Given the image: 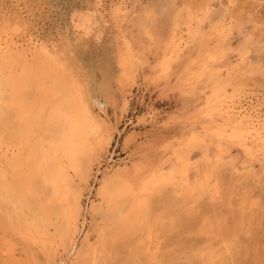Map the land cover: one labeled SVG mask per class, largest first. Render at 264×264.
Masks as SVG:
<instances>
[{"label":"rangeland","instance_id":"rangeland-1","mask_svg":"<svg viewBox=\"0 0 264 264\" xmlns=\"http://www.w3.org/2000/svg\"><path fill=\"white\" fill-rule=\"evenodd\" d=\"M0 264H264V0H0Z\"/></svg>","mask_w":264,"mask_h":264},{"label":"bare ground","instance_id":"bare-ground-1","mask_svg":"<svg viewBox=\"0 0 264 264\" xmlns=\"http://www.w3.org/2000/svg\"><path fill=\"white\" fill-rule=\"evenodd\" d=\"M80 20H79V22L77 23V26L78 27H80V28H85V27H87L89 24H88V20L85 18V20L83 19V16L82 15H78L77 16ZM83 20V21H82ZM90 20H91V18H90ZM90 23V22H89ZM32 40V39H31ZM11 43H15V37H12L11 38ZM10 47V46H9ZM120 52V51H119ZM170 57V56H169ZM135 58H136V56H134V54H133V51L131 50V46H130V43H128L127 41L125 42V45H124V48H123V51L121 52V54H120V57H119V59H120V65H121V68H122V72H121V74H120V76H119V81H120V84H122L123 86L128 82V80L130 79V77H131V72H132V70H131V65L133 64V60H135ZM161 66H166L167 65V59H165L161 64H160ZM169 67V66H168ZM169 69V68H168ZM166 70V69H165ZM65 81H63V83H64ZM69 98H70V96H69ZM70 99H72V98H70ZM79 110V109H78ZM79 112V117H77L78 118V124H79V129H81V131L85 134V131H90L92 134L94 133L95 135H97L98 134V131H99V129L98 128H95L94 126L92 127V126H90V124H89V120H88V117H87V115L84 113V110L83 111H81V110H79L78 111ZM86 115V116H85ZM49 116V115H48ZM47 116V117H48ZM55 124V123H54ZM73 124V123H72ZM89 124V125H88ZM74 126V125H73ZM89 126H90V128H89ZM74 129H76V130H78V127H77V125H75L74 126ZM74 132H72V134H73ZM89 134V133H88ZM87 134V132H86V135H88ZM74 135V134H73ZM72 140H73V138L70 140V142H68L67 144L69 145V147H72ZM100 140V139H99ZM84 143V142H83ZM79 145V144H78ZM84 145H85V143H84ZM63 149V148H62ZM64 151H67V152H69L70 150H68V149H66V148H64ZM180 151V150H179ZM83 153V152H82ZM86 159V158H85ZM87 161V160H86ZM88 162V161H87ZM55 164H57L56 162H54L53 163V165H55ZM56 166H58V165H56ZM49 169V168H48ZM163 170V169H162ZM47 174H48V176L50 177V179H53L54 180V183L56 184V192H55V195L56 196H58V198H63L62 196V191H61V185H59L60 183V180H59V173L57 172V170H56V168H50L48 171H47ZM52 175H54L52 178H51V176ZM43 177H44V175H43ZM39 179V178H38ZM165 179V178H164ZM49 180V179H48ZM161 180V179H160ZM30 182V181H29ZM46 182H47V179H46ZM63 182H64V179H63ZM161 182V181H160ZM54 183H52V185L54 184ZM164 183H165V181H164ZM48 184V183H47ZM43 185V184H42ZM66 185V184H65ZM157 185V184H156ZM48 186V185H47ZM67 186V185H66ZM155 186V185H154ZM41 187V186H40ZM64 188V187H63ZM67 188V187H66ZM157 188V187H156ZM45 189V188H44ZM64 192H65V194H67L68 192H66L65 190H63ZM70 191H71V188H70ZM63 192V193H64ZM53 193V192H52ZM69 193H71V192H69ZM73 194V193H72ZM56 196L54 197V198H56ZM72 196V195H71ZM73 197V196H72ZM64 199H67L66 197L64 198ZM72 200H73V198H72ZM64 202H67V201H64ZM75 204V203H74ZM72 205V204H71ZM70 205V206H71ZM112 206V205H111ZM73 207V206H72ZM74 207H75V210H74V212L73 213H76V215L79 213V211H80V207H79V202H78V200L76 201V204L74 205ZM55 209V208H54ZM57 209V208H56ZM123 209H126V208H124L123 207ZM71 210V209H70ZM55 211V210H54ZM67 212V211H66ZM71 212V211H70ZM68 215V214H67ZM125 215V214H124ZM70 218H71V220L73 219V218H75L72 214H71V216H69ZM111 218V217H110ZM74 225V224H73ZM83 227H85V226H83ZM107 235V234H106ZM104 239V238H103ZM105 240V239H104ZM3 252V251H2Z\"/></svg>","mask_w":264,"mask_h":264}]
</instances>
